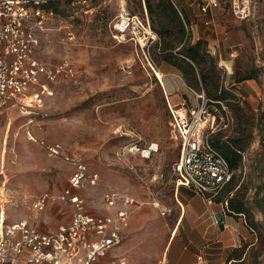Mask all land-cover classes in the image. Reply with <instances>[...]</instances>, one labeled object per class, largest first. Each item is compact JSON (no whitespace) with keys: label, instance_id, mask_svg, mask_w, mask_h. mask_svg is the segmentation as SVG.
Wrapping results in <instances>:
<instances>
[{"label":"rangeland","instance_id":"374dc122","mask_svg":"<svg viewBox=\"0 0 264 264\" xmlns=\"http://www.w3.org/2000/svg\"><path fill=\"white\" fill-rule=\"evenodd\" d=\"M64 1L54 5L57 18L49 25L50 29L44 32L37 29L40 45L36 56L48 65L69 56L77 72L74 77L61 78L52 84L53 94L35 113L27 115L12 108L1 119L0 214L6 216L8 223L36 220L43 230H56L70 218V206L59 197L68 185L73 165L51 155L34 141L45 140L84 160L90 173L98 176L96 184L88 181L79 190L89 210L105 212L104 195L108 191L139 200L140 207L134 210L130 230L121 245L129 249L124 253L128 264H167L166 246L180 213L173 176L179 141L172 132L160 80L161 65L166 62L157 46L159 38L150 45L148 54L160 70V78L138 52L134 41L127 39L120 43L113 36V23L123 8L144 17V0H90L88 5L69 0L74 1L73 6ZM174 1L189 18L192 42L201 40L202 50L215 51L212 55L217 59L223 85L240 99L247 112L264 109V0H253V14L244 21L226 10L203 15L197 0ZM68 31L75 33L74 42L68 40ZM252 66L260 69L259 80L236 83L235 79ZM187 91L178 102L185 100L186 107L202 103L196 91ZM206 105L212 113L224 116L219 121L226 124L210 134V139L221 134L224 141L233 133V114L227 106L223 107L224 113L213 102L207 100ZM151 142L159 144V151L151 159L128 152L133 144L143 148ZM236 174L242 182L252 180L250 196L254 185L264 182V155L258 136L245 152L243 166ZM45 192L51 200L44 211L36 212L33 202ZM184 192L187 194L189 190ZM193 204L199 212L208 209L200 197ZM225 216L226 223L232 226L234 246L223 248L222 242H215L208 249L209 259L228 264L226 259L232 249L248 245L243 255L245 262L264 264V240L258 239L241 218ZM257 219L262 220L261 214L258 213ZM186 226L184 221L182 235ZM176 233L177 228L173 234ZM191 236L199 240L197 232ZM179 241L174 243L171 256ZM121 252L118 247L113 253Z\"/></svg>","mask_w":264,"mask_h":264},{"label":"built area","instance_id":"2783aa9c","mask_svg":"<svg viewBox=\"0 0 264 264\" xmlns=\"http://www.w3.org/2000/svg\"><path fill=\"white\" fill-rule=\"evenodd\" d=\"M60 1L0 0V121L11 108L20 109L27 115L35 113L53 94L52 84L61 78L75 76L76 66L69 56L52 65L36 56L40 45L36 31L50 29L49 25L57 18L54 5ZM89 1L80 0V4L88 5ZM197 2L203 15L217 9L226 10L244 21L253 14V0ZM71 4L73 6L74 1ZM113 30L118 42L134 41L138 52L141 51L148 66L156 73L148 53L157 35L147 13L143 18L123 8L113 23ZM66 34L69 41L76 40L74 32ZM195 94L202 103L186 107L185 100L172 103L165 93L172 132L179 141V155L173 166L174 183L178 188L194 191L211 205L231 180L234 171L210 140V134L226 126L224 121H219L224 120V116L208 110L204 92ZM34 141L51 155L62 157L73 165L68 185L59 197L72 209V217L69 224L60 225L52 232H43L27 220L8 223L1 213L0 264H127L124 257L110 256V253L123 241V231L129 226L133 208L138 205L136 199L108 191L104 195V203L111 213L100 216L88 212L79 190L88 181L96 184L98 176L90 173L84 160L63 152L60 145L45 140ZM158 151L157 142L143 148L133 144L128 150L147 160ZM50 200L48 192L41 194L33 202V209L44 211ZM206 262L205 251L201 250L196 255V264Z\"/></svg>","mask_w":264,"mask_h":264},{"label":"trees","instance_id":"16d2710c","mask_svg":"<svg viewBox=\"0 0 264 264\" xmlns=\"http://www.w3.org/2000/svg\"><path fill=\"white\" fill-rule=\"evenodd\" d=\"M71 4L72 1L65 0ZM64 1V2H65ZM144 17L148 15L152 30L158 36L157 46L161 59L177 68L183 75L187 85L194 91L204 92L206 99L224 111L227 106L233 114V133L221 141V134L211 138L229 162L234 174L231 180L221 189L214 199L215 204H221L224 214L229 217L241 218L245 226L258 239L264 240V182L255 184L253 195H248L252 180H240L236 171L244 163V154L252 145L256 136L260 139V149L264 155V109L258 112H247L240 99L223 85L221 75L217 71V59L207 49L200 48L201 40L193 43L189 30V18L182 12L174 0H144ZM150 14V16H149ZM264 57V55H263ZM260 69L252 66L239 75L236 83L246 80H259ZM261 214L262 220L257 219ZM232 249L227 256L228 264H257L256 261L245 262L243 255L246 247Z\"/></svg>","mask_w":264,"mask_h":264},{"label":"crops","instance_id":"0c3cea01","mask_svg":"<svg viewBox=\"0 0 264 264\" xmlns=\"http://www.w3.org/2000/svg\"><path fill=\"white\" fill-rule=\"evenodd\" d=\"M210 52L215 53V51L214 52L210 51ZM161 73L163 77L160 80H161V83L163 84L164 95L166 93L169 96L170 100L174 99L176 101L174 103H179L178 99L182 97L181 95H187L188 94L187 90L188 89L191 90L190 87L185 82V79L183 78L182 73L177 68L167 63L161 65ZM248 81L250 80H246L244 82H248ZM15 109L18 110L17 108ZM170 125H171V120H170ZM174 186H175V196L180 205V213L177 218V226H175V229L177 228V233L175 235L173 234L175 230L174 229L172 232L173 235L171 234L170 236V239L166 246L164 260L167 261V264H196L195 256L201 250H204L206 254V259H207L206 264H219L220 262H222L221 264H225V262L221 261L220 259L210 260L208 257L209 256L208 249L215 242H222L223 245L221 247L223 248L234 246L233 242H235V238L232 235V232L230 229L232 226L226 223L228 221V218L224 214L223 206L221 204H216L215 205L216 207L214 208L213 206L215 203L211 205H208L206 203L208 205V209H205L204 211L199 212L197 207L193 204V202L198 197L200 198L202 197L196 194L194 191L187 189L185 187H179V188L176 187L175 183H174ZM184 189L189 190V193L186 194V192H184ZM202 200L204 201L203 198ZM136 201L138 202V205L134 207L132 210L129 226L125 228L123 231V240L125 239V237L127 236L130 230L133 215L135 212L134 210L140 207L139 200H136ZM154 205L159 207L160 204L155 203ZM87 210L88 212H91L93 214L100 215V216L108 215L109 213H111V210H108V209H105V212H95V211L89 210L88 208ZM70 211H71L70 218L64 221L61 225L69 224L71 217H72L71 208H70ZM218 216L220 217V220H218L217 218ZM20 220H25V219H20ZM20 220H17V221H20ZM27 221L30 224L37 226L43 232L55 231V230H43L40 226V223L37 222L36 220L30 221L27 219ZM184 221H187V226L185 229L186 230L185 235H182L181 226H183ZM207 221H209L208 226L206 224ZM195 232H197V234L199 235V240L195 239L194 237L192 238L191 235ZM212 234L215 236L213 237ZM178 239H180L179 247L174 252V255L171 256V251L174 246V243ZM121 245L122 243L116 247V248L121 247V250H122L121 254L113 253L114 250L116 249L115 248L111 251L110 256L124 257L127 260L124 253L125 252L128 253L129 249ZM185 259H188V262H186ZM127 264H128V261H127Z\"/></svg>","mask_w":264,"mask_h":264},{"label":"bare ground","instance_id":"6f19581e","mask_svg":"<svg viewBox=\"0 0 264 264\" xmlns=\"http://www.w3.org/2000/svg\"><path fill=\"white\" fill-rule=\"evenodd\" d=\"M155 71H156V75L158 76V72L160 71V70H157V69H155ZM159 77V76H158ZM160 78V77H159ZM161 79V78H160Z\"/></svg>","mask_w":264,"mask_h":264}]
</instances>
